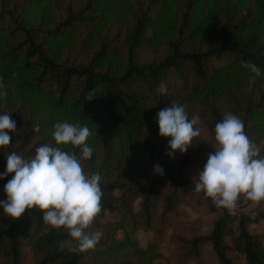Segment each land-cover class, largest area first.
I'll use <instances>...</instances> for the list:
<instances>
[{
  "label": "trees",
  "instance_id": "obj_1",
  "mask_svg": "<svg viewBox=\"0 0 264 264\" xmlns=\"http://www.w3.org/2000/svg\"><path fill=\"white\" fill-rule=\"evenodd\" d=\"M243 2L0 0V115L9 112L17 127L0 147V173L7 154L28 159L41 145L57 146L54 123H80L93 132L86 143L94 149L82 165L100 174L103 193L101 212L85 230L103 236L84 251L78 241L60 250L59 242L72 238L46 224L38 208L14 220L0 207V264H20L23 248L33 264H156L168 228L174 264H203L202 246L215 264H234L238 256L240 264H264V235L246 228L264 213H229L197 193L182 169L205 147L195 146L196 137L186 153L170 158L171 137L159 135L156 120L175 100L189 119L199 115V127L215 140V124L231 111L264 156V74L253 80L241 65L251 61L264 73V0L235 7ZM92 89L97 95L87 101ZM59 147L80 154L70 144ZM155 165L164 175L154 174ZM12 175L0 179V200ZM180 201L218 214L200 231L184 224ZM137 230L150 232L144 247Z\"/></svg>",
  "mask_w": 264,
  "mask_h": 264
},
{
  "label": "clouds",
  "instance_id": "obj_2",
  "mask_svg": "<svg viewBox=\"0 0 264 264\" xmlns=\"http://www.w3.org/2000/svg\"><path fill=\"white\" fill-rule=\"evenodd\" d=\"M241 65L254 75L264 74L251 61H241ZM0 78V87H2ZM6 92H0L5 96ZM97 95L96 89L86 97L91 101ZM186 105L175 100L170 106L156 114L159 135L171 137L166 154L175 158L177 152L184 154L192 146L194 138L201 135V118L193 115L189 119ZM244 121L231 111H225L223 118L215 124V151L208 154L203 169L198 171L195 191L211 198L217 208L233 213L241 195L257 204L264 201V156L244 131ZM17 130L16 122L9 112L0 115V147L10 144L9 132ZM39 131V125L34 126ZM93 132L86 125L56 122L51 136L57 146L44 144L36 148L35 155L25 159L12 152L6 155L5 171L0 179L13 174L4 185L5 200H0L4 214L15 219L21 218L27 209L38 208L43 213V221L54 228H65L72 240L59 242V249L69 247L78 241L81 251L92 249L99 243L103 233L85 230L101 212V176L84 171L82 161L90 160L94 149L86 141ZM79 148L65 151L59 145ZM154 174L164 175V169L154 166Z\"/></svg>",
  "mask_w": 264,
  "mask_h": 264
},
{
  "label": "rangeland",
  "instance_id": "obj_3",
  "mask_svg": "<svg viewBox=\"0 0 264 264\" xmlns=\"http://www.w3.org/2000/svg\"><path fill=\"white\" fill-rule=\"evenodd\" d=\"M222 1L223 0H216L217 3H221ZM239 3L240 2L237 3L235 1V4H239ZM248 3L250 4L251 0H244L243 4L241 3L240 5L235 7L238 9L242 5H247ZM180 89L182 90L183 87L181 86ZM200 129H201V135L198 137L197 141L195 142V146H199V145L204 146L205 151L197 159L191 161L190 164H188L182 169L183 176L185 178L190 179L194 184L198 179V176H196L198 174V171L203 169V165L207 161L208 154L213 153L215 151L214 146L217 143L214 140V138L211 137L209 130L205 126L200 127ZM254 203L256 202L247 200L243 195H241L237 201L236 209L234 212H236L237 214L241 212L246 213L245 217H247V215H253L254 213H248V209ZM177 207H178L177 209L180 210L181 219L185 221L184 224L186 225L188 224L191 227H197L199 228L200 231L207 230L209 228L211 220L214 219L218 214V209L214 211H210L203 205H199V206L190 205L189 203L184 201H180ZM104 219L107 218L104 217ZM246 220L248 219H245V221ZM246 228L250 232H258L264 235V219H260L258 221L248 220L246 222ZM170 232H171L170 228L166 229L165 233L159 239V244L157 246L154 256L152 257L153 263L174 264L172 260V253H173L172 246L169 243ZM181 232L186 235L188 234L187 230L181 229ZM117 234L121 235L122 230L118 229ZM133 235L136 239L137 245L144 247L146 240L150 236V232L137 230L134 232ZM263 244H264V239H263ZM202 251L204 254L203 264H208V263L215 264L216 262L215 256L211 252L210 248L208 246H202ZM242 261H243L242 258L238 256L234 264H240ZM20 264H33L31 255L26 248L22 249ZM187 264H195V263L193 261H189Z\"/></svg>",
  "mask_w": 264,
  "mask_h": 264
},
{
  "label": "built area",
  "instance_id": "obj_4",
  "mask_svg": "<svg viewBox=\"0 0 264 264\" xmlns=\"http://www.w3.org/2000/svg\"><path fill=\"white\" fill-rule=\"evenodd\" d=\"M262 212L264 213V201L254 203L249 209L248 213Z\"/></svg>",
  "mask_w": 264,
  "mask_h": 264
}]
</instances>
